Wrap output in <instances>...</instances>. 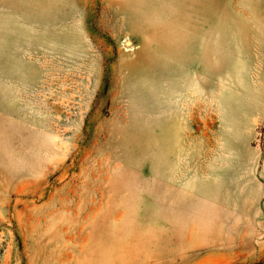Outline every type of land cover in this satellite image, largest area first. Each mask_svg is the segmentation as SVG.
<instances>
[{
    "label": "rangeland",
    "instance_id": "374dc122",
    "mask_svg": "<svg viewBox=\"0 0 264 264\" xmlns=\"http://www.w3.org/2000/svg\"><path fill=\"white\" fill-rule=\"evenodd\" d=\"M0 264H264V0H0Z\"/></svg>",
    "mask_w": 264,
    "mask_h": 264
}]
</instances>
